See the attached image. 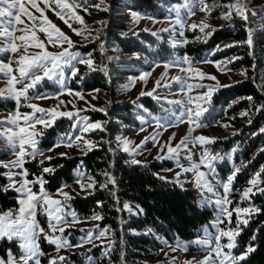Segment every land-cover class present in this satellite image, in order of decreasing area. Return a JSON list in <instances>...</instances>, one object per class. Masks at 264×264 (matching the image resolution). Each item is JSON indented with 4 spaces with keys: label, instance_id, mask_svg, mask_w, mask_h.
<instances>
[{
    "label": "snow or ice",
    "instance_id": "snow-or-ice-1",
    "mask_svg": "<svg viewBox=\"0 0 264 264\" xmlns=\"http://www.w3.org/2000/svg\"><path fill=\"white\" fill-rule=\"evenodd\" d=\"M42 3L43 7H41V3H38V0H0V42L3 43V46H0V52L15 54L7 63L0 61V76L6 78V86L0 88V102L12 101L17 105L12 113L0 120V142L6 145V148H0V152H10L14 156L8 162H0V169H4L0 173V177L7 181L6 185H0V192L6 194L9 191H14L17 194L16 203L18 204L16 209L0 212V241L7 240L9 244L15 243L19 249L18 252H13L11 248L6 249L4 256H0V264H41V258L45 256L48 257V264H71L70 256L80 255V253L70 252L67 255H62L61 252L70 248L84 247L85 245H90L83 254L87 264H100V261L94 259L90 253L94 248L102 247L104 249L102 256L108 258L110 253L115 250V231L110 226L101 229L98 225L92 228L77 229L84 235L79 238L75 245L71 244L70 238L65 236V233L80 218H78L75 211L71 210L70 201L72 196L69 192L64 191V188L67 187L66 184L58 189L57 194L62 197L61 199L53 198L45 190V174L55 173L56 169L44 165L46 161H52L55 157L45 156L38 144L40 142L39 138L44 135L45 129L53 127L57 119L66 117L73 121L71 127L80 133L75 136L74 141L69 138L68 146H76L83 150L84 155H87L89 151L98 148L99 144L93 140L84 139V134L97 130L104 131L105 125L101 122H90L87 115L80 116V112L85 111L80 109L59 111L56 108L45 109L35 103L26 105V107L31 109V112L28 113H21L19 108L22 101L30 100L29 91L36 89L44 80L54 81L61 86L64 92L72 94L73 90L67 87V81L71 79L77 84H82L86 78L80 74L78 65L85 66L88 73L96 71L108 72L107 64H101L97 67V62L94 60L92 52L82 55L79 51H70V49L76 47L74 42L55 24H52L45 15L46 11H54L60 19L68 24L73 32L77 35H84L85 32L94 26L85 24L84 18L78 14L77 9H82L85 14H91L89 11L90 7L95 8L97 11L105 12L109 9L104 4V0H99L98 3L91 5L90 0H73L72 3H69L68 0H42ZM217 9H225L220 17L222 20L228 22L239 20L245 26L246 38L242 42L225 45L223 48L217 46L212 55L226 51L228 48L240 46L252 49L249 55H253L256 34L264 33V26L254 28L249 13L251 12L252 17H256L257 12L264 9L259 7L251 8L247 0H232L227 5L220 3L215 6L209 4L207 0H183L182 3L171 9V12L175 15L171 26L150 34L162 38V33H168L170 47L176 49L189 43L185 36L186 29L191 31L199 29L204 34L202 42L206 43L220 29L212 28L208 24L205 25L202 21L189 24L187 23V18L196 15L197 10L206 15H211ZM35 13H39V16L35 15ZM65 16L69 17L71 21L78 22L83 27L80 29L73 28L72 24L69 23V19H65ZM133 16L139 19L140 14L133 13ZM261 22L264 24V19ZM96 24L100 27H96L94 37L89 35L90 42H99L101 49H103L104 44L101 41V32L106 27L107 22L98 21ZM21 25L23 27H20ZM47 25H51V27L49 28ZM37 29L45 34L46 42L37 37ZM145 31L148 30L145 29ZM17 32L21 34L16 35ZM29 32L31 35H28ZM196 39L200 40L201 37L198 36ZM47 45L57 47L60 50L49 51L47 50ZM64 45H67V47ZM29 47H34L38 51L29 53ZM108 59L111 60L112 58L109 57ZM239 59L240 57H232L227 61L216 63L217 66L229 65ZM178 63L189 65L185 70L190 73L197 72L201 79L206 75L202 71L191 67L192 60L188 55H185L182 61H178ZM14 65L15 68L13 67ZM164 66L168 68L170 64L165 62ZM252 70H255V65H253ZM66 72L70 75H66ZM247 72L248 70L245 69L242 70L241 74L246 79H253L254 87H257L260 94L264 96V77H261L260 84H257L255 78L248 77ZM149 75L150 73L148 72L143 73L139 79L146 82ZM164 75L162 74L161 78L156 81V87L152 91L141 92L140 96L153 97L157 92V88L162 86L161 80L164 79ZM209 78L216 80L215 76H210ZM173 80L186 84L187 92H185L184 88L181 89V92H185L187 95V102L184 100H167L166 102L171 105H185L187 122L190 125L189 134L173 147L171 146V140L175 136L173 133V137L169 138L167 144L160 145L162 152L166 147V153L157 156V159L160 160H174L181 171L176 172L175 177L171 181L158 173L155 175L166 183L178 184L181 190L186 191L187 189H184L183 184L179 182V178L184 173H192L195 177V190L214 196V200L204 199V203H213L219 209V214L214 221L202 229V231L208 233L209 228H211L215 230L214 233L209 234L207 239H194L190 244L181 245L177 243L175 247L170 248V251L165 253L166 260L161 262V264H168L171 252H175L178 249L187 251L191 245L197 246L198 250L206 251L208 254L200 261H196L193 258L192 261H187L185 264H244L252 253L256 251V247L253 245L257 235L254 233L250 237L248 243L244 245L243 251L239 254H236L235 250L240 248L238 238L242 235L244 228L249 225L255 215L264 212V208L252 202L254 196H264V186H261L264 183V165H261L260 169L249 178L247 181L248 186L242 190L234 189L233 184L243 169L248 167V164H241L240 166L230 164L229 167L232 170L226 178L224 180L216 179V162L231 159L232 154L236 153L238 148L234 147L228 154H214L208 146L216 143L215 138H209L204 135L192 137L191 132L193 131L192 125H195V127L204 126L198 123L207 111L206 108L202 107L201 102L210 103L213 93L221 86L219 84L188 83L184 77L173 78ZM231 86L224 85L223 87ZM162 87L168 88L169 85L164 84ZM193 89H207V91L195 96L188 95ZM93 91L98 92L99 90ZM75 96L80 100L85 99L80 91H76ZM32 98L46 99L48 97L37 95ZM96 98L93 95V99ZM155 98L158 101L160 100L159 96H155ZM245 99L251 102L254 97L248 96ZM61 103L63 104L64 102L61 101ZM252 107L255 108L258 114L264 112V103L259 106L253 104ZM92 110L106 111V109H96L94 106ZM183 115L185 114L182 113L181 117ZM248 115V110L240 113L241 118ZM181 117H177V119H181ZM141 119L143 120V118ZM181 122H183L182 119ZM251 123L252 120L249 119L248 124L251 125ZM37 125L42 127L37 129ZM142 130L143 128H141ZM260 134H264V126H261L258 132L253 133V135ZM148 141L155 143V137H146L144 141H141L140 145H134L132 141L117 136L115 148L109 146L108 151L112 153L122 150L123 153L128 154L130 157V159L125 161L126 164L146 167V162L140 161L135 157ZM189 143H191L192 148L199 147L201 149L198 162L193 159L194 153L192 148H189ZM181 149L186 150V155L183 158L189 162L187 167L181 164ZM260 152H264V148H261ZM65 155V153H60V156ZM38 157H43V159H38ZM32 161L37 163V167L40 169L39 174L30 173L25 167L26 163ZM77 167L78 169L84 167L82 160ZM201 168L206 170H201ZM101 175L104 178V182H97L94 177L77 172L75 182L80 190L86 192L89 196L93 195L97 188L102 191H109L119 205L115 210L128 214L129 221L127 222H130L132 217H139L145 214V210L139 204L121 203L118 195L110 191V186L116 184L115 179L107 172ZM30 176L32 177L31 179H29ZM209 176H212L214 183L208 179ZM36 186H39L38 192L33 191ZM218 188L223 190L222 194L217 191ZM234 192L239 195V201L230 198ZM245 201H248L249 205L241 207L240 204ZM98 207L102 208L103 203L98 202ZM38 208L42 209L40 214L45 216L47 228L43 227L37 219ZM234 217L235 219H233ZM83 219L102 221L104 216L94 213L90 217ZM125 223L126 221L121 216L120 230L122 233ZM151 233L152 229H148L147 233L131 230V234L134 235ZM105 238H107V243L104 242ZM42 240L53 246L54 252L52 254L45 253L42 250ZM171 264H179L178 259L172 257Z\"/></svg>",
    "mask_w": 264,
    "mask_h": 264
},
{
    "label": "rangeland",
    "instance_id": "rangeland-1",
    "mask_svg": "<svg viewBox=\"0 0 264 264\" xmlns=\"http://www.w3.org/2000/svg\"><path fill=\"white\" fill-rule=\"evenodd\" d=\"M69 3H72L73 0H68ZM99 0H90V5L98 3ZM113 2V0H104V4L108 7ZM183 0H174L171 1L170 4L163 3L161 4V8L165 9L166 15L163 17H160L156 15L155 13L148 12V11H137V10H127L126 8L119 10L118 14H113L111 10L109 9L107 12L105 11H97L95 8L90 7L89 11L91 14H85L82 9H77V12L79 15H81L84 20L85 24L87 25H93L94 27L90 28L87 32L84 33V35H77L75 32L72 31L71 28H69L68 24L64 22V20L60 19L57 14L52 10H47L45 15L48 17V19L52 22V24H55L61 31H63L73 42L76 47L73 49H70V51H79L82 55H86L88 52H92L93 50H84V47L88 44L92 45L93 43H98L95 41L90 42L89 35L95 36V30L96 27H100L96 24L98 21H105L107 22L106 27L103 28V31L101 32V41L104 44V48L100 49L104 51V53H107L106 56L111 57L110 60L113 67L126 65V63L132 62L135 66L138 65V63L142 62L143 64L148 65L145 68H142L140 73L137 74H125L124 76L117 77V79L114 82H110L106 88H96L92 90H83L78 87H76L73 83H75L74 80H68L67 81V87L72 89V94H68L67 92H64L61 88V86L57 85L54 81H48L44 80L40 85L37 86L36 89L29 91L30 100L29 101H22L21 106L19 108V111L21 113H28L31 112V109L26 107L28 103H35L40 107H43L45 109H53L56 108L59 111H75L76 109L85 110L80 112V116L87 115L90 119V122H101L105 125V131H110V127L107 125L110 121L113 119H116V115L112 112V108L117 104H123V103H132L134 104L133 107V113L132 117L137 121V123H134L136 125V129L134 131L130 132H120L117 136L124 137L130 141L133 142L134 145H140L141 141H144L146 137L154 136L155 137V143L153 141H148L146 144H144L143 148L140 149L139 153L136 155V159L140 161H144L149 164L155 163L157 166L154 167V173L160 174L164 177H166L169 181H171L174 177L176 172L181 171L179 167H177L176 162L174 160L169 159H157V156L164 155L166 153V147L163 150V152L160 149L161 144H167L170 137H173V133L175 134L174 138L171 140V146H175L177 143L181 141L182 138H184L186 135L189 134V123L187 122V115H186V108L184 104L180 105H171L168 104L167 100H184L187 102V95L185 92H187L186 84L179 81H174L173 78L177 77H184L187 79L188 83H203L205 85H215L219 84L221 87L224 85L231 84L235 82L237 79H239L241 76L238 73V69L231 68V65H221L217 66L216 62H222L227 61L231 59V57H220V58H214L212 53L215 51L217 46L223 48L225 45L236 43V40L230 39L225 44L219 43L214 46V48H211L207 50L201 59H196L189 55V53H179V49L187 47L189 43H197L198 41H203L204 34L197 29L196 31L191 30H185V36L188 39L189 43H187L184 46L178 47L173 50L172 56L167 58L164 61H159L157 59L150 58L148 55L141 56L136 54H124L121 52L120 47L115 44H109L108 41L106 42V28L109 25L110 20L115 19L117 21L123 22L128 26L127 30L120 31L123 33V35H137L139 31L147 29L148 32H156L159 30H162L164 28H168L171 26L172 20L175 18L174 13L171 12V9L182 3ZM207 2L213 6L220 4L221 2L219 0H207ZM223 3L225 5L231 3ZM249 6L251 8H257L264 9V0H247ZM38 3H41V7H43L42 0H38ZM31 10V9H30ZM225 9H217L216 11L212 12L211 15H206L204 13H201L197 10L196 15L191 16L187 18V23L191 24L193 22H199L202 21L205 25H211L212 28L218 29L222 25H225V22L222 20L221 14L222 11ZM34 11V10H32ZM133 13L140 14L139 19H137L135 16H133ZM35 15L39 16V13H35ZM183 15V12H182ZM251 20L254 22V28H258L261 26H264L262 24V19H264V10L258 11L256 17L251 16V12L249 13ZM23 18V17H22ZM65 19H69V17L65 16ZM175 22V21H174ZM69 23L72 24L73 28L80 29L83 26L80 25L78 22L71 21L69 19ZM20 27H23L22 25ZM47 27H51V25H47ZM207 31V30H206ZM20 32H17L16 35H20ZM28 35H31L29 32ZM201 37L200 40H197L196 37ZM37 37L40 40H44L46 42V36L44 33L40 32L37 29ZM160 41H165L169 46V34L168 33H162V38L157 37ZM178 38V37H177ZM0 46H3V43L0 42ZM67 47V45H64ZM110 49H113V53L109 54L111 51ZM47 50L49 51H59L60 49L57 47H53L51 45H47ZM38 51L34 47H29V53H34ZM15 54L12 53H3L0 52V61L7 63L10 59L13 58ZM188 55L191 60L192 64L191 67L193 69H198L205 73V77L203 79L200 78L199 74L197 72H187L185 69L189 67L187 64L178 63V61H182V58ZM94 58V57H93ZM130 60V61H129ZM96 61V60H95ZM97 62V67L99 65V62ZM165 62H168L170 66L168 68H165L164 64ZM15 68V65L13 66ZM79 70H84L83 74L88 73V70L83 65H78ZM150 73V75L147 77L146 82L144 80H140L139 77L143 73ZM82 74V72H80ZM164 75V79L161 80V85L168 84V88L159 87L157 88V92L152 97L160 106V108H154L149 104H146L144 100H142L143 96H140L141 92H149L152 91L154 87H156V81L161 78V75ZM66 75H70L66 72ZM215 76L216 80H212L209 77ZM264 77V76H263ZM6 86V78L3 76H0V88H3ZM184 88L185 92H181V89ZM220 88V87H219ZM218 88V89H219ZM93 90H99L98 92H94ZM80 91L85 99L80 100L77 96H75V92ZM207 89H193L191 92L188 93V95H198L203 94L206 92ZM217 91V90H216ZM215 91V92H216ZM214 92V93H215ZM213 93V95H214ZM37 95L40 96H47L46 99H34L32 97H35ZM93 95H95L97 98L93 99ZM212 95V97H213ZM155 96H159L160 100L158 101ZM139 97V99H137ZM211 97V101H212ZM61 101L64 103L62 104ZM135 102V103H134ZM202 107L206 108L207 111L205 114L200 118L198 123L204 125L203 127H195V125H192L193 131L191 132V136H199L204 135L209 138H215L216 143L209 145L208 147L211 149L212 153H220V154H228L230 153V150L234 147L238 148V151L234 154H232V158L229 160H225L223 162H216V179L224 180L226 176L230 173L232 170L230 167H228V170L223 168L222 166L225 165L227 162L230 164H235L236 166H240L241 164H246L245 159L242 158V150L239 147V145H234L231 148H225L224 144L225 142L223 140H227L229 137H231L233 134H235L239 129L240 125L239 122L233 120L231 117L222 118L220 121H212L210 118V115H208V112L211 109V102L205 103L201 102ZM58 106V107H57ZM75 106V107H73ZM93 106L96 109H106V111H99V110H92ZM194 106V105H189ZM17 105L12 101L7 102H0V120H3L5 117H7L10 113H12L16 109ZM98 113V114H96ZM184 113L183 117H181V114ZM39 115V114H38ZM177 117H181L183 122H181V119H177ZM63 118V117H62ZM65 121L63 122V128H58L56 132H51V129L55 126L58 120L57 119L54 126L45 129L44 135L39 138L40 142L38 144V147L44 152L45 156H51V157H57L60 155V153H65V156H75V155H84L83 150L76 147V146H68L69 138H71L73 141L75 140V136L79 135L80 133L78 130L73 129L71 127L73 121L69 120L68 118L64 117ZM143 118V120L141 119ZM122 126L123 127H131V123H125ZM42 126L37 125L36 128L39 129ZM141 128L143 130L141 131ZM100 131H94L91 133L84 134V139L93 140L95 142L98 141L96 139V135ZM46 139H53L55 141L54 144L50 145L49 147L42 146V141ZM116 142V138H115ZM117 143V142H116ZM59 145V146H57ZM0 148H6V145L2 142H0ZM189 148H192L191 143H189ZM201 149L199 147L192 148V152L194 153L193 159L198 162L199 160V153ZM186 155V150L181 149V164L184 167L189 166V162L184 159L183 157ZM237 155H239V158H236ZM14 156L10 152H0V162H8L11 159H13ZM38 159H43V157H38ZM130 159V157H129ZM165 161H168L166 164ZM47 162V161H46ZM46 167H51L55 169V166L48 165L45 163ZM25 167L29 170L30 173L35 172L39 174L40 169L37 167V163L35 161L28 162L25 164ZM201 170H206L204 168H201ZM227 170V171H225ZM4 171V169H3ZM77 172L84 173L86 175H90L95 178L97 182H104L103 176L101 178H96L95 175L89 173L87 170H85V167L76 170ZM45 174V181H47ZM32 177L30 176L29 179ZM208 179L210 181H213L212 176H209ZM194 180L195 177L192 173H184L180 176L179 182L183 184L185 187H193L194 188ZM7 184V181H5L4 185ZM67 185V187L64 188V191L69 192L71 196H74L76 194L81 195H87L86 192H83L78 187L77 183L75 181L71 183H64L62 185ZM61 185V186H62ZM236 180L234 181L233 188L236 190H242L245 187H247V181H245L241 185H236ZM61 186L58 188L60 189ZM58 189L54 192H51L48 190V188L45 186V190L52 195L55 199H61L62 197L57 194ZM33 191H39V186H36L33 188ZM198 191V190H197ZM217 191H219L222 194V189L218 188ZM199 197L198 201L201 207H209L213 210V216L206 221L204 224L200 226L198 229V233L190 238H181L177 237L174 240H169L168 238L161 236L158 233L152 232L151 234H145L146 236L155 238V242H142V241H136V243L141 244L143 246H133V251H142L143 256L142 260L145 264H161V262H164L166 260L165 253L170 251V248L175 247L177 243L183 244H190L191 241L194 239H207L208 235L211 233H214L215 230L209 228L208 233H205L202 231V229L209 225L212 221L215 220L216 216L219 214V209L213 204V203H204V199H210L214 200L215 197L211 194H207L205 192L198 191ZM17 197V194H16ZM231 199H234L236 201H239V195L235 192L230 197ZM71 210L75 211L77 213L78 221L74 223L73 227L71 229H68L65 233V236L70 238L71 244L75 245L79 238L84 235V233L78 231L77 229L82 228H92L96 225L99 226V228L103 229L106 226L110 225H102L101 221H92V220H84L79 215L77 210L73 207L71 201ZM133 204V203H131ZM134 205V204H133ZM249 205L248 201L242 202L240 204L241 207H247ZM18 208V205L15 207H8L5 209L0 208V212L6 211L8 209H16ZM42 212V209L38 208V216L37 219L40 221L41 225L45 228H47L46 218L43 214H40ZM126 223L123 225V233L121 232V226L112 227L115 231V250L112 251L108 258H104L102 256V253L104 249L102 247H97L92 250L90 255L94 258L100 261V264H132L129 260H126L124 258V252L123 247L121 248V240L122 242L126 244V240H124L126 237L124 236V231L130 232L131 230H136L138 232H144L147 233L148 229H140L137 227L134 228H127L126 224L129 222L128 218H123ZM235 219V217L233 218ZM138 236V235H137ZM105 243H107V238L104 240ZM99 243V241H97ZM90 247V245H85L84 247L79 248H70L64 252H61L62 255H67L70 252H76L80 253V255H71L70 256V262L71 264H87L86 259L84 258V253L87 251V248ZM11 248L13 252H18L19 249L17 248L15 243L9 244L7 240L0 241V256H4L5 250ZM41 248L45 253L52 254L54 252L53 246L41 241ZM128 247L124 251H128ZM236 254H239L241 251L237 249L235 250ZM208 253L203 250H198L197 246L191 245L187 251L178 249L175 252H171L170 257L168 258V264H171V258L175 257L178 259L179 264H185L187 261H192L193 258H195L196 261H200L203 259L204 256H206ZM124 258V261L122 260ZM41 264H48V257H42L41 258Z\"/></svg>",
    "mask_w": 264,
    "mask_h": 264
},
{
    "label": "trees",
    "instance_id": "trees-1",
    "mask_svg": "<svg viewBox=\"0 0 264 264\" xmlns=\"http://www.w3.org/2000/svg\"><path fill=\"white\" fill-rule=\"evenodd\" d=\"M174 0H113L109 5V9L115 15L119 10L126 8L127 10L148 11L163 17L166 15L165 9L161 8V4H170ZM221 3H227L232 0H219ZM161 5V6H160ZM252 21V26H254ZM128 26L123 22L115 19L110 20L106 28V42L118 45L124 54H136L141 56L148 55L150 58L164 61L173 54L172 48L165 42L160 41L156 36H153L148 31L141 30L137 35H123L122 32L127 30ZM207 42L198 41L197 43H189L187 47L179 49V53L187 52L196 59L203 58L205 52L214 48L216 44H225L228 40H236V43L242 42L246 38L245 26L239 20L225 22V25L219 27ZM84 50H93L94 60L101 64H107L108 72L96 71L93 73H84L80 69L82 76L86 78L82 84L73 83L76 87L83 90H92L96 88H106L110 82H114L117 77L125 74L140 73L142 68L148 65L142 62L135 66L132 62L126 65L113 67L108 59V55L100 49V43L88 44ZM109 54L113 53V49ZM252 51L249 47L240 46L228 48L226 51L217 52L213 55L214 58L220 57H240L235 63L230 64L231 68L238 69L241 76L235 82L228 84L231 87H220L213 95L211 101V109L208 112L212 121H220L222 118L231 117L233 120L239 122L241 126L225 142V148H231L234 145H239L242 152V158L248 167L236 178V185H241L264 165V152H260L264 148V134L253 135L258 132L261 126H264V112L259 114L253 104L259 106L264 103V96L260 94L257 87H254L253 79H246L242 74V70L247 69L249 78H255V82L260 84V78L264 76V33H257L255 38V47L253 55H249ZM130 61V60H129ZM255 65V70H252ZM241 83H237L240 82ZM248 96L254 97L253 101L245 99ZM142 100L146 104L154 108H160L159 104L147 95L143 96ZM235 102V103H233ZM230 105H232L230 107ZM134 104L123 103L115 105L111 110L116 115V119L110 121L107 125L110 131H100L96 135L99 147L89 151L87 155L75 156H57L52 161H47L46 164L55 166V173L47 174L45 186L49 191H56L62 184L71 183L75 181L77 166L81 160L85 170L101 178L102 173H109L115 179L116 184L110 186V191L118 195L121 203L139 204L144 210L145 214L139 217H132L130 222L126 224L128 228L152 229V232L158 233L161 236L174 240L177 237L190 238L198 233V229L202 224L208 221L213 216V210L209 207H201L198 201V191L193 187H184L186 191L181 190L178 184L166 183L154 173L155 163L147 166H130L125 163L129 159L128 154L121 151L110 153L109 146L115 148V138L120 132H130L136 129L137 121L132 117ZM245 110L249 111V115L241 118L240 113ZM98 114V113H96ZM252 120L251 125L248 120ZM65 118L57 121L51 132H56L58 128H63ZM131 123V127H123L125 123ZM53 139H46L42 141V146L49 147L54 144ZM254 157V159H253ZM236 158H239L237 155ZM251 161V163H249ZM168 161H165L166 164ZM228 170L229 164L226 162L222 166ZM225 170V171H227ZM3 169H0V173ZM5 179L0 177V185H4ZM235 185V186H236ZM264 186V183L261 184ZM98 202L103 203V207H98ZM252 202L264 208V196L256 195L252 198ZM71 203L77 210L80 216L90 217L91 215L101 214L104 219L101 221L102 225H110L112 227H119L121 216L128 218V214L118 212V204L114 196L110 195L109 191H102L97 188L95 193L91 196L76 194L72 196ZM16 193L9 191L6 194L0 192V208L15 207ZM264 212L255 215L249 225L244 228L242 235L238 238L240 250H243L250 237L255 233L257 239L254 242L256 251L252 253L244 264H264ZM258 230V231H257ZM126 237L125 242H121L123 247V254L126 260L132 264H145L142 260V251H133V246H143L136 243L155 242V238L146 235H134L130 232L124 231ZM128 247V251L126 250ZM124 258L122 259L124 261Z\"/></svg>",
    "mask_w": 264,
    "mask_h": 264
}]
</instances>
